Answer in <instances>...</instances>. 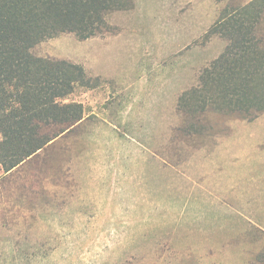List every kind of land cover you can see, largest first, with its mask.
Segmentation results:
<instances>
[{
    "label": "rangeland",
    "instance_id": "374dc122",
    "mask_svg": "<svg viewBox=\"0 0 264 264\" xmlns=\"http://www.w3.org/2000/svg\"><path fill=\"white\" fill-rule=\"evenodd\" d=\"M254 1L134 0L38 45L85 67L66 101L86 119L47 164L0 167V264H264V104L221 78L219 103L181 102L227 49L212 26Z\"/></svg>",
    "mask_w": 264,
    "mask_h": 264
},
{
    "label": "trees",
    "instance_id": "16d2710c",
    "mask_svg": "<svg viewBox=\"0 0 264 264\" xmlns=\"http://www.w3.org/2000/svg\"><path fill=\"white\" fill-rule=\"evenodd\" d=\"M134 6V0H0V167L4 179L36 160L47 164L57 144L86 119L83 103L66 101L86 81L85 67L42 55L38 45L63 33H75L81 39L96 36L108 27L107 14ZM263 6L264 0H255L223 11L212 29L227 39V49L205 70V86L183 95L185 108L192 109L190 104L203 108L211 100L219 103L223 93L217 98L212 81L220 78L241 103L247 97L252 105L264 104V93L255 92L257 87L264 92V34L260 30L264 17L262 11L257 14ZM196 95H201L196 102H187Z\"/></svg>",
    "mask_w": 264,
    "mask_h": 264
},
{
    "label": "crops",
    "instance_id": "0c3cea01",
    "mask_svg": "<svg viewBox=\"0 0 264 264\" xmlns=\"http://www.w3.org/2000/svg\"><path fill=\"white\" fill-rule=\"evenodd\" d=\"M97 54V53H96ZM103 74H105V73H103Z\"/></svg>",
    "mask_w": 264,
    "mask_h": 264
}]
</instances>
